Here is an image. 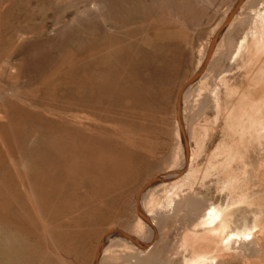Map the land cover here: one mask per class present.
Returning <instances> with one entry per match:
<instances>
[{"label":"rangeland","instance_id":"obj_1","mask_svg":"<svg viewBox=\"0 0 264 264\" xmlns=\"http://www.w3.org/2000/svg\"><path fill=\"white\" fill-rule=\"evenodd\" d=\"M235 2L0 0V264H92L106 233L132 232L140 217L139 189L180 168L184 141L176 93L204 62ZM261 8L264 0L244 1L216 41L206 72L183 94L180 124L189 140L192 131L200 138L198 167L236 139L223 124L230 104L242 92L263 95L264 82L255 87L244 77L252 66L264 65V52L256 66V60L241 66L243 60L234 58ZM223 77L235 88L233 97L222 93ZM200 84L218 89L209 88L219 92L220 107L206 90L198 91ZM263 154L248 145L240 154L244 161L230 166L247 168L233 228L242 229L240 218L256 224L252 234L259 244L246 250L232 245L233 253L226 250L229 256L224 252L214 264H264V164L257 166ZM221 176L214 171L198 179L193 192L183 190L194 201L183 204L177 217L158 219L161 241L151 256L131 264H183L191 249L177 246L197 226L202 202H230ZM160 188L150 192L161 201ZM108 242L114 256L96 264H122L123 256L140 250L115 236Z\"/></svg>","mask_w":264,"mask_h":264},{"label":"bare ground","instance_id":"obj_2","mask_svg":"<svg viewBox=\"0 0 264 264\" xmlns=\"http://www.w3.org/2000/svg\"><path fill=\"white\" fill-rule=\"evenodd\" d=\"M244 1L245 0H243L242 3L240 4V6L238 7V10L240 9ZM262 10H263L262 12H259V13L257 12L256 16L254 17L255 20H253L254 22H252V24L250 25L252 29L250 28L251 31L247 33L249 34V36L248 37L246 36L245 38L242 37L244 39H240L241 41L237 44L234 50L235 55L234 54L231 55V56L234 55V58H236V60L238 59V57H239L238 59L239 61L243 60L244 65H242L241 64L242 62H241L240 63L241 66H245V64L252 65V63L255 60H256L255 62L256 63L255 66H256L257 59L264 52V8ZM226 26H224L222 30L220 31V33L218 34L217 40L221 32L225 29ZM263 55L262 57H264ZM232 58L230 57V59ZM261 63H262V60H261ZM234 64L236 63L234 62ZM251 65H246V66H251ZM205 68H206V64L195 80L198 79L199 81V78L201 79V77L203 76V72H206L204 70H206L207 68L206 69ZM252 68L250 69L249 73H248L249 69L246 72L249 75L246 74L247 76L245 75V77L244 76L243 77L248 78L247 80H249L250 85L257 86L258 83L264 82V65L260 64L256 68H253V69ZM221 76H219V78ZM224 77L222 80L220 79L221 80L220 82L222 83L221 85L222 90L224 89L222 93L227 94L228 98L230 96L233 97L234 96L233 94H235L234 93L235 88H231L230 84H228V80H226L227 78L225 79ZM189 84H187L181 90L179 108H180V102L183 100L182 99L183 94L185 93L186 89L188 88L187 86ZM202 84L204 83L202 82ZM200 86L202 85L200 84ZM251 87L249 86L248 89H251ZM209 88L210 87H207L205 85V87L202 86L199 88V90L196 89V91L206 90V92H208V95L211 96L212 98L211 100H213V103L218 107L220 105V102H219L220 98L218 97L219 92L216 94L217 91L216 92L211 91L210 89L212 88L210 89ZM212 90H218V89H212ZM227 107H229V105ZM225 123L223 124L226 127V131L230 133V135L232 134V137H236V139L232 140L233 138H231L232 140L230 141L231 144H227V142L229 141L228 140L224 144V146L219 145L222 148L220 155L217 154L218 152L216 153V151H214L213 153H211L210 155L206 157V161L201 167H198V164H197V159L199 158V155H201L200 153L202 151V147L200 146L199 140L197 139L199 137H197L194 131L191 130L192 132H190V140H189L188 139L189 137L187 138V136L185 135V132H183L181 128L182 127L181 124L177 123L180 127L181 135L184 141L183 147H182V154H181L182 159L180 160L181 161L180 168H177L175 171L171 173H168V174L166 173L169 176H155L156 178L154 180L148 182L146 185L141 187L139 194H138L137 206L135 207L136 212L140 217H137V220L133 226L132 232L127 233V234L123 232L124 234H120L116 230H113V231L106 233L101 240V246L98 252V258L96 260V263L98 262V260L102 262L106 257L114 256L115 252L112 250L113 247L110 246V243L112 241L110 243L108 242L110 238L113 236L125 242L131 241L140 249L138 252V255L134 254V257L133 256L131 257L129 255L123 256L122 264H131L132 258H136V257L141 258V257H144L146 254L148 255V252L151 250V248L152 247L155 248L154 247L155 243H157L158 241H161L160 239L162 238L164 234L157 227L158 219H161L162 217H172V216L177 217L182 211V209L184 208L183 204L185 205L190 201L191 202L194 201L193 198H191L192 195H190V193L186 195L182 191L187 190V191L193 192V186H195L198 179L202 180L204 178H208L213 174L214 171H216L217 173V171H220V170L222 171V174H223V176H221V178H223V182H221L222 186L220 185L221 186L220 189L221 191L226 192L227 197L230 200V202L225 201L226 203L224 202L225 204L223 205L215 204L214 202L213 203L210 202L207 204L206 201L208 200H205L204 202H202L203 209L200 211V213L202 214L200 216V219L198 220L197 226L191 229V232L189 231L187 234L183 235L180 244L177 246V248L179 249H184V248H185L184 250H186V248L191 249V255L189 257L184 258L183 264H210L216 261V259L220 257L224 252L226 253V250L228 252L231 248L233 251L234 248H232V245L236 246V244H239V247L241 246L243 250H246V249H249L248 247L250 244L258 243V239L252 234L253 232L252 229L256 224H254L253 226H249L245 219L240 218L242 225H243V227L241 226L242 229L238 230V228H233L236 225L237 220H238L237 215L235 214L236 209L239 206L241 207L242 204H244L243 199L241 198V196L237 194V192H238V186H240V182L245 176L244 174L247 168L245 164L241 167H236V168H234L235 166L233 168H231L230 166L232 165L231 163L234 162L235 160L239 159V160H242L241 162L244 161L243 159H241L242 156H240V154L242 150H246V147L248 145H252L253 149L255 148L257 150L264 151V92H263V95L259 98H253L249 92H242L239 95V97L236 99V101L230 104V108L226 113ZM187 132L186 134H188ZM176 133L178 134V131ZM176 138H177V135H176ZM193 141L195 144L194 147L191 145ZM219 156H223L224 159L223 161L221 160L222 162L218 161ZM263 164H264V160H261V161L259 160L258 165H257L258 168L262 169ZM163 180L165 181L168 180L169 182L161 183V181ZM156 185H161L162 189L160 188V190L163 191L162 193H163L164 200L161 199L160 201L159 198H157L155 194L150 192L151 191L150 189ZM196 210L198 212L199 208ZM259 218L260 217H258L257 222L260 223L261 221H259ZM261 228H264V227H261ZM260 231L262 232L263 230H260ZM261 232L258 235L257 234L256 235L261 236ZM248 237H250V239ZM246 238L249 240H246ZM253 246L255 247V245ZM235 248H238V247L236 246ZM172 251H173V248H172ZM130 252L132 253V251ZM230 253H233V252L229 251L228 254ZM234 253H236L235 250H234ZM150 254L152 253L150 252ZM177 254L179 253L177 252ZM148 256H151V255H148ZM246 256H248V254H246ZM222 260H223V257H222Z\"/></svg>","mask_w":264,"mask_h":264},{"label":"water","instance_id":"obj_3","mask_svg":"<svg viewBox=\"0 0 264 264\" xmlns=\"http://www.w3.org/2000/svg\"><path fill=\"white\" fill-rule=\"evenodd\" d=\"M243 0H236V2L234 3L230 13L228 14V16L225 18V20L223 21V23L220 25V27L217 29V31L214 33V35L212 36L210 43L208 44V48L206 50V56H205V60L204 62L201 64L200 68L194 73L192 74L178 89L177 93H176V97H175V119L176 122L178 124H180V115H179V100H180V93L181 90L189 83H191L192 81H194L196 79V77L200 74V72L202 71V69L204 68L207 60L210 57V54L212 53V50L214 48L215 42L217 40V36L220 33V31L222 30V28L228 23V21L234 16V14L236 13V11L238 10V7L240 6V4L242 3ZM156 177H152L149 180H147V182L144 184L146 185L148 182L154 180ZM143 185V186H144ZM140 191V189H139ZM139 191L137 192L136 196H135V207L137 206V199H138V194ZM118 233L120 234H124L123 232H121L119 229H115ZM101 246V241L98 242L96 244V248L93 254V262L92 264L96 263V260L98 258V252Z\"/></svg>","mask_w":264,"mask_h":264}]
</instances>
